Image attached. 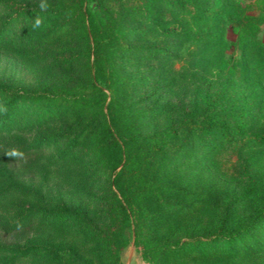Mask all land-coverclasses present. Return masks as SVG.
<instances>
[{"label":"rangeland","instance_id":"1","mask_svg":"<svg viewBox=\"0 0 264 264\" xmlns=\"http://www.w3.org/2000/svg\"><path fill=\"white\" fill-rule=\"evenodd\" d=\"M178 1H95L104 32L124 45L103 70L136 138L124 170L131 243L118 257L121 203L98 151L106 118L83 0H0V109L19 100L5 124L14 131L0 122V264H264V0ZM197 94L228 132L184 133L205 120ZM170 128L179 138L169 144L146 139Z\"/></svg>","mask_w":264,"mask_h":264},{"label":"trees","instance_id":"2","mask_svg":"<svg viewBox=\"0 0 264 264\" xmlns=\"http://www.w3.org/2000/svg\"><path fill=\"white\" fill-rule=\"evenodd\" d=\"M6 1V0H1ZM96 0H83L82 3V17L84 19V37L88 44L90 55L93 57L92 61V88L94 104L97 106L102 114L105 116L106 124L103 130L100 132L98 140V151L103 163L106 164L111 173V185L114 192L117 195L121 203V216L118 219L120 224V233L114 232V246L118 257L130 246V240L126 237L125 231L131 227L134 222L133 201L134 192L133 185L131 183H124V170L125 166L130 159V154L127 152L134 148L136 138L131 137L127 127L121 121L114 103L110 99V92L113 88L112 79L103 70L104 61L112 63L114 60L115 52L124 45H116L104 32L102 25L98 21L96 13ZM170 4H179L178 0H166ZM40 13L31 12L30 17ZM144 18L153 25L158 24L157 16L147 6V14L143 15ZM196 22H203L205 20L204 14L200 11L196 14ZM31 24L34 25L35 20L31 19ZM63 28L53 29L49 32L50 35L59 34L63 32ZM164 34L173 33L172 29L164 28ZM187 31H181L182 35H186ZM48 36V35H47ZM2 89L0 88V91ZM35 104L40 103V94L28 96ZM17 97H12L9 103L0 109V122L2 124V131H14L12 127H6L11 118L17 114ZM199 102L203 104L202 115H205V120H202L199 125H185L184 133L188 136V133L195 131L202 132H228L226 123L222 120L214 119L212 116H208L213 109L214 104L211 103L204 95L197 94L195 105ZM48 113V109H43L39 114L45 116ZM10 124V122H9ZM179 138L178 131L174 128L167 129L161 133H155L146 139L154 142L155 144L165 145L177 140ZM258 142H264V136L258 138ZM28 150H32L29 149ZM21 227L22 225H18ZM238 235V234H237ZM216 238L210 240H200L199 244L212 245ZM220 240L229 241L230 237L221 236ZM218 240V239H216ZM135 246H138V242L135 241ZM183 248V245L177 246L174 251H179ZM153 263L152 261H148Z\"/></svg>","mask_w":264,"mask_h":264},{"label":"water","instance_id":"3","mask_svg":"<svg viewBox=\"0 0 264 264\" xmlns=\"http://www.w3.org/2000/svg\"><path fill=\"white\" fill-rule=\"evenodd\" d=\"M134 246V244H133ZM126 264H132V256H130V258L128 259V261L126 262Z\"/></svg>","mask_w":264,"mask_h":264}]
</instances>
